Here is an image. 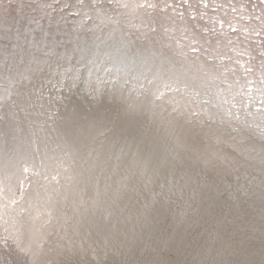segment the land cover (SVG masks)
<instances>
[{"label":"water","instance_id":"95a60500","mask_svg":"<svg viewBox=\"0 0 264 264\" xmlns=\"http://www.w3.org/2000/svg\"><path fill=\"white\" fill-rule=\"evenodd\" d=\"M66 6L0 51V264H264V3Z\"/></svg>","mask_w":264,"mask_h":264},{"label":"bare ground","instance_id":"6f19581e","mask_svg":"<svg viewBox=\"0 0 264 264\" xmlns=\"http://www.w3.org/2000/svg\"><path fill=\"white\" fill-rule=\"evenodd\" d=\"M67 4L68 0H19L17 2L16 0H2L0 3V51H4V48L12 42L16 43L18 41L16 46L17 48L20 47L23 43L20 42L19 37L22 40L25 36L30 37V39L34 36L32 40L36 42H31L30 46H37L43 40H47L48 43L52 42L51 39L54 40V38L49 39V37L59 35V31L51 35L50 31L54 29H50V27L54 23L56 24L57 13ZM40 8L43 9L40 10ZM41 27L45 30H42ZM11 47L9 46V48ZM11 62H14V60ZM16 80L18 81V79H9L6 82H16Z\"/></svg>","mask_w":264,"mask_h":264},{"label":"snow or ice","instance_id":"6c2138e0","mask_svg":"<svg viewBox=\"0 0 264 264\" xmlns=\"http://www.w3.org/2000/svg\"><path fill=\"white\" fill-rule=\"evenodd\" d=\"M0 2H2V0H0ZM187 2H188V0H185V3H187ZM260 2L264 3V0H260ZM139 6L144 7L145 4L141 3ZM148 6L150 7L151 5H148ZM232 31L235 32V31H237V29L233 28ZM27 171H28V169H25V172H27Z\"/></svg>","mask_w":264,"mask_h":264}]
</instances>
